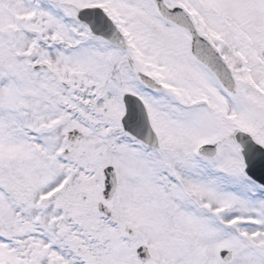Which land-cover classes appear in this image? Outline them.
<instances>
[{
	"label": "snow or ice",
	"instance_id": "snow-or-ice-1",
	"mask_svg": "<svg viewBox=\"0 0 264 264\" xmlns=\"http://www.w3.org/2000/svg\"><path fill=\"white\" fill-rule=\"evenodd\" d=\"M0 264H264V0H0Z\"/></svg>",
	"mask_w": 264,
	"mask_h": 264
}]
</instances>
